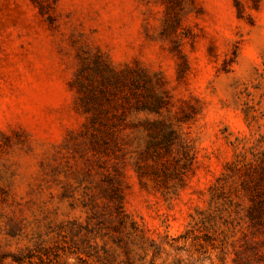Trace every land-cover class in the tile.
Instances as JSON below:
<instances>
[{"label":"rangeland","instance_id":"obj_1","mask_svg":"<svg viewBox=\"0 0 264 264\" xmlns=\"http://www.w3.org/2000/svg\"><path fill=\"white\" fill-rule=\"evenodd\" d=\"M0 264H264V0H0Z\"/></svg>","mask_w":264,"mask_h":264}]
</instances>
